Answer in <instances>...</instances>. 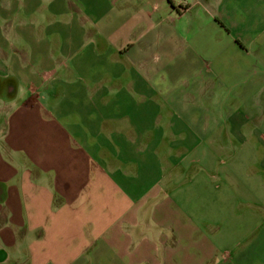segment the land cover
<instances>
[{"label": "crops", "instance_id": "1", "mask_svg": "<svg viewBox=\"0 0 264 264\" xmlns=\"http://www.w3.org/2000/svg\"><path fill=\"white\" fill-rule=\"evenodd\" d=\"M83 1L57 61L0 0V264H264L263 177L194 105L264 63V0Z\"/></svg>", "mask_w": 264, "mask_h": 264}, {"label": "rangeland", "instance_id": "2", "mask_svg": "<svg viewBox=\"0 0 264 264\" xmlns=\"http://www.w3.org/2000/svg\"><path fill=\"white\" fill-rule=\"evenodd\" d=\"M82 1L8 0L13 8L12 17L8 22L12 26L22 28L24 34H30L32 29L36 28L37 33L38 27H45L48 20L55 21L56 38L60 44L52 51L53 56L57 61H72L79 53L78 46L84 42L79 22L80 15L86 14L87 10ZM49 12L51 18H47ZM68 12L74 15L70 25L67 24ZM21 22L24 26H21ZM65 24L71 27L68 31L72 46L70 50L65 48L63 40L67 31L64 30L67 28H64ZM89 25L91 23H85L83 29L89 28ZM40 34L46 36L48 31L40 29ZM22 37L25 39L9 40L13 45L24 47L28 41L26 36ZM243 64L241 79L231 85L226 84L218 74L206 75L212 80V85L202 92L195 91L194 105L199 111L201 121L207 117L211 126L218 128L211 132L215 137L214 146L219 164L224 162L227 165L233 160L232 164L237 171H245L247 165L252 166L264 181V162L259 160L264 156V63L244 61ZM256 74L258 81H253L252 79L257 78ZM249 170L252 171V168Z\"/></svg>", "mask_w": 264, "mask_h": 264}]
</instances>
